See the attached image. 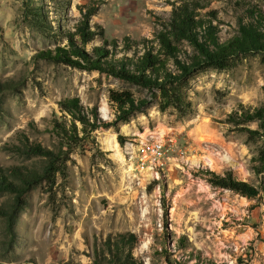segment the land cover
<instances>
[{
  "label": "rangeland",
  "instance_id": "1",
  "mask_svg": "<svg viewBox=\"0 0 264 264\" xmlns=\"http://www.w3.org/2000/svg\"><path fill=\"white\" fill-rule=\"evenodd\" d=\"M94 1L98 9L88 24L96 34L85 48L106 40L121 56L156 47L154 33L184 0H0V82H12L0 90V166L41 165L39 156L14 148L24 137L57 148L53 119L69 118L58 103L65 96L95 107L101 122L79 133L52 184L40 181L23 193L10 225L0 215V264H88L109 233L127 230L137 235L136 264H264V172L255 171L253 159L262 141L247 140L226 121L239 103L264 102V53L193 70L183 87L190 106L162 108L154 86L33 56L65 44L63 33L75 29L82 6ZM188 1L197 2L198 16L217 23L221 40L235 32L247 8L264 13V0ZM34 10L40 27L32 22ZM168 65L175 70L171 60ZM111 88L130 90L142 104L121 112L108 101ZM161 137L172 145L157 166L142 167L135 156L140 146ZM227 169L257 194L210 182L208 171ZM13 201L12 192L0 191L1 206Z\"/></svg>",
  "mask_w": 264,
  "mask_h": 264
},
{
  "label": "trees",
  "instance_id": "2",
  "mask_svg": "<svg viewBox=\"0 0 264 264\" xmlns=\"http://www.w3.org/2000/svg\"><path fill=\"white\" fill-rule=\"evenodd\" d=\"M198 7L197 2L188 0L172 6L169 18L154 33L156 47L153 43L146 44L139 54L134 51L132 55L116 56L111 43L106 40L101 44L92 45L90 50L85 48V44L96 34L88 24L91 15L98 9V4L94 1L82 6L80 9L82 19L76 24L75 29L63 33L66 38L65 44L39 49L33 56L82 69L98 70L145 87L154 86L160 90L162 108L168 104L189 107L190 103L184 97L183 87L193 70L203 66L225 68L241 54L264 53L262 10L256 9V6L247 8L245 17H238L235 32L221 40L217 23L198 16ZM32 13L33 24L40 27L41 13L38 10ZM184 42L190 49L182 46ZM125 44L129 47V43ZM169 60L173 62L175 70L168 65ZM11 87V81L0 82V90ZM108 101L126 114L138 109L142 104V100H136L130 90L112 88L108 92ZM58 103L60 110L69 115V118L53 119V130L59 140L57 148L53 149L24 137L22 143L14 148L27 155L39 156L42 159L41 165L39 167L11 165L5 168L0 166V191L14 194V201L9 207L0 205V215L7 217L9 225L21 205L23 193L40 181L52 184L56 173H64L68 153L82 138L79 133L85 134L89 129L101 125V122L96 121H100L96 108L87 109L78 96H65ZM252 120L256 121V127L246 125ZM226 121L231 123L234 129L244 131L247 140L261 139L262 142L257 147L253 159L256 161L255 171L264 172V102L252 107L239 103L237 108L227 113ZM208 173L210 174L208 178L214 185L248 196L257 194V189L253 185L235 178L230 169L222 174L213 171ZM136 242L137 235L133 231L109 233L103 241L102 249L95 250L94 257L88 264H136L132 255V248ZM202 264L212 262L206 260Z\"/></svg>",
  "mask_w": 264,
  "mask_h": 264
},
{
  "label": "built area",
  "instance_id": "3",
  "mask_svg": "<svg viewBox=\"0 0 264 264\" xmlns=\"http://www.w3.org/2000/svg\"><path fill=\"white\" fill-rule=\"evenodd\" d=\"M166 144L163 138H151L147 146H140V152L136 153L140 165L147 169L148 161H155V166L160 163L163 153L172 145V138Z\"/></svg>",
  "mask_w": 264,
  "mask_h": 264
},
{
  "label": "bare ground",
  "instance_id": "4",
  "mask_svg": "<svg viewBox=\"0 0 264 264\" xmlns=\"http://www.w3.org/2000/svg\"><path fill=\"white\" fill-rule=\"evenodd\" d=\"M101 111H102V113H103V116H105V109H101ZM148 144H143L142 146H147ZM139 152H140V150H139ZM154 164H155V161H148V163H147V168H148V166H154Z\"/></svg>",
  "mask_w": 264,
  "mask_h": 264
}]
</instances>
